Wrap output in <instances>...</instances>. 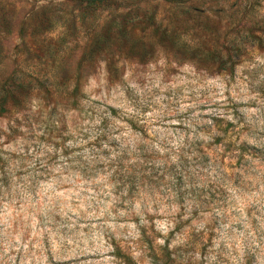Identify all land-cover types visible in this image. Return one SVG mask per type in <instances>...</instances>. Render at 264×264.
<instances>
[{"label":"rangeland","instance_id":"obj_1","mask_svg":"<svg viewBox=\"0 0 264 264\" xmlns=\"http://www.w3.org/2000/svg\"><path fill=\"white\" fill-rule=\"evenodd\" d=\"M11 91L0 264H264V0H0Z\"/></svg>","mask_w":264,"mask_h":264},{"label":"trees","instance_id":"obj_2","mask_svg":"<svg viewBox=\"0 0 264 264\" xmlns=\"http://www.w3.org/2000/svg\"><path fill=\"white\" fill-rule=\"evenodd\" d=\"M88 2L92 3V4H100L102 3L104 0H87ZM229 51V49H228ZM230 52L227 53V58L224 60V58H222V61H224V64H232L231 61L229 60V57L231 56V54H229ZM224 57V56H223ZM17 86V83H16ZM12 101V102H16V101H21V97L15 92V91H11V93L9 95H5L1 97L0 100V111L4 112L6 109L5 105L7 102ZM111 112H115V109L110 108ZM247 152V151H246ZM246 152L244 149H240V153L238 155V159H245L246 158Z\"/></svg>","mask_w":264,"mask_h":264}]
</instances>
